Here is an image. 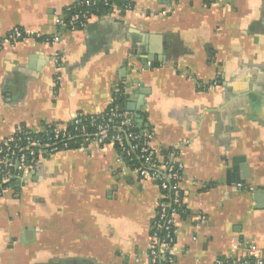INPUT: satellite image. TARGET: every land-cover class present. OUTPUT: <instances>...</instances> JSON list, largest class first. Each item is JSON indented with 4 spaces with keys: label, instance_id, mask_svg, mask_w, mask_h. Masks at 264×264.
<instances>
[{
    "label": "crops",
    "instance_id": "crops-1",
    "mask_svg": "<svg viewBox=\"0 0 264 264\" xmlns=\"http://www.w3.org/2000/svg\"><path fill=\"white\" fill-rule=\"evenodd\" d=\"M127 1L66 30L74 0H0V40L28 34L0 47V144L125 85V112L184 165L175 264L264 258V0ZM160 198L112 145L54 153L0 197V264H150Z\"/></svg>",
    "mask_w": 264,
    "mask_h": 264
},
{
    "label": "built area",
    "instance_id": "built-area-1",
    "mask_svg": "<svg viewBox=\"0 0 264 264\" xmlns=\"http://www.w3.org/2000/svg\"><path fill=\"white\" fill-rule=\"evenodd\" d=\"M92 4H96V0H74L65 10L73 7L78 10L71 14L69 21L65 19V11L64 14L58 15V27L68 30L85 28L96 15L83 7ZM121 6L128 9L132 7L130 3ZM27 37L28 34L24 30L14 28L0 40V47L4 44L14 45ZM60 40L61 32H58L53 36L51 43L55 44ZM54 60L59 65L61 55L55 53ZM126 88L127 86L123 85V88L116 89L110 106L104 112L93 115L100 117L92 123L93 131L83 123L82 118L86 115L80 113L69 122L48 125L40 130L20 126L5 138L0 144V197L5 195L15 181H20L40 159L91 143L112 145L121 152L126 161L127 157L132 161L135 154L139 161L135 170L140 179L154 181L159 186L161 198L152 223L150 264H175L176 218L183 209L180 176L184 165L171 151L167 155L158 153L151 145V132L136 131L137 123L134 117L129 112L121 111L117 102L119 94H126ZM78 138L81 139L80 143L73 146ZM251 249L255 251L258 248L253 245ZM254 259L252 261L242 258L232 264H264V258ZM219 264H229V260H219Z\"/></svg>",
    "mask_w": 264,
    "mask_h": 264
},
{
    "label": "trees",
    "instance_id": "trees-1",
    "mask_svg": "<svg viewBox=\"0 0 264 264\" xmlns=\"http://www.w3.org/2000/svg\"><path fill=\"white\" fill-rule=\"evenodd\" d=\"M113 3H117V4H126V3H129L127 0H108V2H106L105 0H96V4H92V5H88L86 7H83L85 8L86 10H90L94 15L96 16H102L104 15L105 13H109L111 10H112V7H113ZM132 6V5H131ZM76 10H78V8H71L70 10H65V19L66 21H69L70 20V17H71V14L73 12H75ZM23 30V29H22ZM66 30H68L66 28ZM34 37L39 40V41H42V42H48V43H51V40L53 38V36H35ZM119 88H123V85L120 86ZM125 97V93L124 94H119L118 96V100L117 102L119 103V105L123 102V99ZM99 116H93V115H86L82 118L83 120V123H85L89 130L90 131H93L94 130V127L92 126V123L93 122H96L99 120ZM141 129L138 127H136V131H140ZM78 141L73 143L72 145L73 146H76L80 143L81 139L78 138L77 139ZM169 151H164L163 154L164 155H167ZM134 159L131 161L130 158L127 157V163L132 165L133 167H137L139 165V161L137 160L136 158V155L133 154L132 156ZM250 260H255L254 258H249ZM161 264H167V262H162Z\"/></svg>",
    "mask_w": 264,
    "mask_h": 264
},
{
    "label": "water",
    "instance_id": "water-1",
    "mask_svg": "<svg viewBox=\"0 0 264 264\" xmlns=\"http://www.w3.org/2000/svg\"><path fill=\"white\" fill-rule=\"evenodd\" d=\"M135 48H136V46H135ZM137 51V50H136ZM152 66H153V64H152ZM120 109H121V111H125V106L123 105V104H121L120 105ZM131 111H134L133 109H130V112ZM129 112V113H130ZM136 117L138 118V120H137V122H139V123H142L143 122V119L141 118V114L140 113H138L137 115H136Z\"/></svg>",
    "mask_w": 264,
    "mask_h": 264
}]
</instances>
